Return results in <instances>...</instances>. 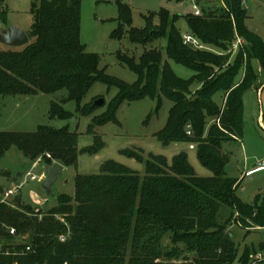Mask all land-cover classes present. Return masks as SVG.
<instances>
[{
	"label": "trees",
	"instance_id": "obj_1",
	"mask_svg": "<svg viewBox=\"0 0 264 264\" xmlns=\"http://www.w3.org/2000/svg\"><path fill=\"white\" fill-rule=\"evenodd\" d=\"M82 1L40 0L34 4V24L27 33L29 45L18 51L0 52V116L1 99L6 97L66 91L60 103H52L50 119L70 118L62 107L70 101L78 104L80 115L90 117L100 107L95 103L82 106V102L96 83H103L116 87L118 95L106 113L92 119L88 132L95 135L96 128L117 122V111L124 102L151 98L160 107L166 98L173 105L166 126L156 138L164 146L197 143L198 159L212 177L197 176L185 152L169 163L162 156L145 160L141 152L123 151L145 164L144 176L108 161L98 174L76 176L74 196L60 195L58 206L47 214L22 205L20 197L15 202L24 213L13 211L9 204H0V238H5L0 242L11 241L10 234L2 229V224L9 223L19 236L30 239L32 248L31 252L8 257L4 262L234 264L238 248L228 226L237 223L247 233L264 229V197L254 205L244 203L237 194L239 181L226 174L230 154L224 152V145L234 138H244V93L263 86L257 84L260 71L252 67L253 60L259 62L264 77V43L248 29L249 17L242 0H223L226 8H203L200 17L172 15L161 9L150 14L144 29L131 27L129 8L121 5L122 24L114 38L122 39L127 33L132 43L144 47L166 40L167 58L195 72L192 80L179 78L164 61L161 48H146L139 62L135 57L119 54V61L138 76L132 85L100 70L99 57L87 52L81 43ZM5 2L0 0V8ZM6 14V9H2L0 17L4 19ZM157 16L159 23L155 24ZM181 18L186 20L189 34L204 49L186 44L176 26ZM237 37L246 44L232 64ZM242 67L245 76L237 83ZM196 82L202 88L194 93L191 87ZM217 93L224 95L222 107L214 101ZM210 119H216L218 124L207 128ZM95 137L93 146L79 151V135L69 129L40 126L31 134L0 132V158L16 147L31 161L43 157V164L78 167L80 154L96 155L105 147L100 137ZM225 208L231 215L220 218ZM167 236L174 245L171 250L164 249ZM181 244L185 249H180ZM258 249L264 251V243L246 247L240 263L248 264ZM17 250L22 254L25 247ZM184 254L195 257L180 261Z\"/></svg>",
	"mask_w": 264,
	"mask_h": 264
},
{
	"label": "rangeland",
	"instance_id": "obj_2",
	"mask_svg": "<svg viewBox=\"0 0 264 264\" xmlns=\"http://www.w3.org/2000/svg\"><path fill=\"white\" fill-rule=\"evenodd\" d=\"M40 0H6L3 7L7 14L4 19L0 17L3 24L0 32L12 26L29 33L34 24L32 13L34 4H39ZM198 6L203 8L217 9L225 8L222 0H197ZM129 8L132 24L135 29H144L146 19L151 13H158L161 9L168 10L172 15L179 14L187 16L192 14L193 5L188 0H83L81 7V32L80 41L86 47L87 52L99 57L100 70H105L106 74L113 79L126 84H134L138 76L128 66H124L118 59L119 54L125 57H135L139 62L144 50L150 48H161L164 61H168L173 72L183 80H192L195 72L181 64L169 60L165 54L164 47L166 40H160L149 46H141L130 41L128 34L122 39L114 38V34L120 29L122 24L120 6ZM248 29L258 35L264 43V0H249L247 4ZM159 23V17H155V24ZM181 36L190 33L189 26L184 18L176 24ZM244 41V39H243ZM244 44L246 42L244 41ZM23 48H11L0 43V52L10 50H22ZM239 55L236 50L231 58L234 64ZM252 67L259 72L257 82L260 88H252L244 93V138L242 141L234 138L233 142L224 145V152L230 154V163L226 167V174L229 178L238 180L240 185L237 191L241 200L250 205H254L258 198L264 197V77L261 74L260 64L257 60L252 61ZM245 67H242L236 77L239 83L244 79ZM202 85L194 83L191 90L195 93L201 90ZM118 95L116 87H109L103 83H96L82 102V106L96 104L99 100H104V104L90 117L82 116L78 113V104L70 101L63 104V109L70 113V118L65 120L50 119L52 103H60L66 96V91H61L53 95L38 94L35 96L6 97L1 99L2 111L0 116V132L9 133H36L40 126H48L56 130L69 129L79 135V151L91 147L95 144V136H99L105 143V147L96 155L80 154L78 167L65 168L63 176L46 192L41 181H31V175L40 179L43 175V157L31 161L16 147H13L2 158H0V193L2 195L9 188H13L26 181V185L20 194L21 204L32 206L36 213L47 214L58 206L60 195L73 197L75 194V178L79 174H98L102 166L108 161H115L136 172L141 176L145 175V164L139 163L124 155L126 150L138 151L145 160L152 156H162L169 163L180 153H187L189 162L195 170L197 176L201 178L212 177V172L202 166L197 156V143H175L164 146L156 135L166 126L169 111L172 103L164 98L159 107L157 101L151 98H144L136 102H124L117 111L116 123H108L96 128V134H89L88 128L92 124L95 116L106 113ZM214 101L220 107L224 102V95L217 93ZM218 124L216 119L208 121L211 125ZM48 157V155H47ZM39 163V167L33 165ZM10 173V176L7 175ZM13 178V179H11ZM33 194L42 197L43 201L33 199ZM17 198V197H16ZM15 197L8 200V204L13 211H21L15 202ZM23 212V211H21ZM24 213V212H23ZM231 215L229 209L221 210L220 218H228ZM42 218V216H40ZM60 219V218H59ZM11 224H2V229L9 233ZM229 233L238 248V259L234 264H241L240 259L246 247H257L264 243V229L255 228L247 233L237 223L228 226ZM171 237L167 236L163 240L164 249L171 250L174 245ZM5 239V238H0ZM180 249H185L182 244ZM186 251V250H185ZM195 255L184 254L180 261L188 259L192 261ZM248 264H264V251L259 250L252 253Z\"/></svg>",
	"mask_w": 264,
	"mask_h": 264
},
{
	"label": "built area",
	"instance_id": "obj_3",
	"mask_svg": "<svg viewBox=\"0 0 264 264\" xmlns=\"http://www.w3.org/2000/svg\"><path fill=\"white\" fill-rule=\"evenodd\" d=\"M190 3H192V14L196 17H200L202 16V10L200 9V7L198 6L197 0H188ZM249 0H242V4L244 6L245 9H247V4H248ZM222 3L224 5V7L226 8V5L224 4V1L222 0ZM2 23L0 22V27H2ZM184 40L186 42V44H189L191 46H194L195 48H200V49H204V47L201 45V43L194 38L192 35L190 34H186L184 35ZM244 46V41L242 38L237 37V40L233 46V52H235L236 50H239L241 48H243ZM190 128V127H189ZM188 135H191V131H188ZM50 157V156H48ZM260 165L264 166V162L261 163ZM39 163L34 165L33 168H37L39 167ZM43 181V175L40 177V179H37L36 176L31 175V181L35 182V181ZM26 181L20 182L19 185L13 187L12 189H9L8 191L5 192L4 195H2L0 193V204H8V200L10 198L13 197H18L20 196V194L22 193L23 188L26 185ZM9 234L11 236V241H1L0 242V264H21L19 261H15V262H7L5 263L4 260L8 257L11 256H18V255H23L26 254L28 252L32 251L31 248V243L27 244L23 241V239H29L27 236H19L16 232L15 229L11 228L9 229ZM61 241H65L64 237H61ZM18 247H25V251L22 254L18 253L17 248ZM37 264H48V263H37Z\"/></svg>",
	"mask_w": 264,
	"mask_h": 264
},
{
	"label": "water",
	"instance_id": "obj_4",
	"mask_svg": "<svg viewBox=\"0 0 264 264\" xmlns=\"http://www.w3.org/2000/svg\"><path fill=\"white\" fill-rule=\"evenodd\" d=\"M0 43L11 48H24L29 45V36L26 32L12 26L0 32ZM104 100L96 102V106H102ZM43 187L46 192H49L51 188L58 182L63 176L65 168L60 163H54L53 165L44 164L43 166ZM27 244H30V239H23Z\"/></svg>",
	"mask_w": 264,
	"mask_h": 264
},
{
	"label": "crops",
	"instance_id": "obj_5",
	"mask_svg": "<svg viewBox=\"0 0 264 264\" xmlns=\"http://www.w3.org/2000/svg\"><path fill=\"white\" fill-rule=\"evenodd\" d=\"M33 166H34V165H33ZM11 179H13V178H11ZM9 189H12V188H9ZM9 189H8V190H9ZM8 190H7V191H8ZM32 196H33V199H34V200H38V201H40V202L43 201V200H42V197L39 196V195H37V194H33ZM251 232H252V231H251Z\"/></svg>",
	"mask_w": 264,
	"mask_h": 264
}]
</instances>
